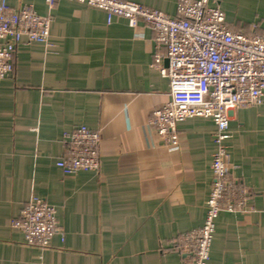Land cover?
<instances>
[{"label":"crops","instance_id":"crops-1","mask_svg":"<svg viewBox=\"0 0 264 264\" xmlns=\"http://www.w3.org/2000/svg\"><path fill=\"white\" fill-rule=\"evenodd\" d=\"M174 16L178 0H129ZM48 13L45 0H7ZM230 26L264 33V0H217ZM47 45L20 43L0 81V264H191L185 238L204 223L213 184L216 125H178L171 151L149 126L170 99L168 66L146 24H109L99 8L55 0ZM231 115L225 159L235 211L216 222L208 264H264V98ZM101 132L98 172L63 175V137ZM36 195L57 210L64 241L26 246L11 221Z\"/></svg>","mask_w":264,"mask_h":264},{"label":"built area","instance_id":"built-area-1","mask_svg":"<svg viewBox=\"0 0 264 264\" xmlns=\"http://www.w3.org/2000/svg\"><path fill=\"white\" fill-rule=\"evenodd\" d=\"M45 1L49 11L42 15L31 7L13 9L7 0H0V81L13 76L20 43H49L55 0ZM68 1L104 10L109 24L116 20L130 27L146 24L155 32L157 45L166 46L168 66H163L159 56L156 65L169 80L170 99L152 113L149 126L171 151L178 149L181 122L203 117L216 125L213 184L205 220L186 236L182 246L191 252V264H208L219 215L236 209V202L231 201L235 199L234 186L225 163L231 115L264 98V33L246 36L238 23L230 26L217 0H178L174 16L129 0ZM101 139L100 130L87 125L65 133L64 153L56 162L57 168L65 176L98 172ZM10 229L22 234L26 246L39 249L49 248L56 234L62 241L65 235L57 210L36 195L24 202Z\"/></svg>","mask_w":264,"mask_h":264}]
</instances>
